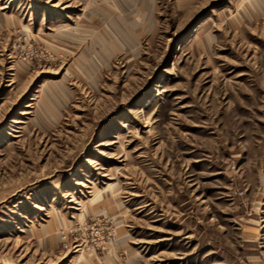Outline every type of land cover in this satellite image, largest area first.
Listing matches in <instances>:
<instances>
[{
    "label": "rangeland",
    "instance_id": "1",
    "mask_svg": "<svg viewBox=\"0 0 264 264\" xmlns=\"http://www.w3.org/2000/svg\"><path fill=\"white\" fill-rule=\"evenodd\" d=\"M0 264H264V0H0Z\"/></svg>",
    "mask_w": 264,
    "mask_h": 264
}]
</instances>
